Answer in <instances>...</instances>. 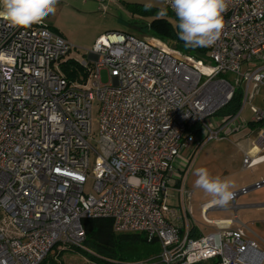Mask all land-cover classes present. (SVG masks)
Wrapping results in <instances>:
<instances>
[{"label": "built area", "instance_id": "2783aa9c", "mask_svg": "<svg viewBox=\"0 0 264 264\" xmlns=\"http://www.w3.org/2000/svg\"><path fill=\"white\" fill-rule=\"evenodd\" d=\"M223 17L220 39L201 59L175 41L102 34L87 59L76 61L74 80L61 67L73 46L46 21L13 28L0 20V264H40L55 247H80L87 217L156 239V262L138 264H264L261 241L233 227L236 218H207L225 206L204 204L202 220L212 228L193 234L192 192L186 168L177 166L196 141L222 140L246 126L243 108L264 86V0H231ZM238 88L239 110L211 126L206 120ZM249 111L258 124L257 155L244 153L243 169L264 162V107ZM88 179L93 193L84 191ZM170 188L178 209L168 207ZM261 188L264 179L235 191L228 207L235 212L240 196Z\"/></svg>", "mask_w": 264, "mask_h": 264}, {"label": "rangeland", "instance_id": "374dc122", "mask_svg": "<svg viewBox=\"0 0 264 264\" xmlns=\"http://www.w3.org/2000/svg\"><path fill=\"white\" fill-rule=\"evenodd\" d=\"M149 0H111L99 3L95 0H59L57 4V11L54 15H49L48 20L51 24V30L64 37L72 46V50L65 58V61L74 60L80 61L87 59V53L92 48L95 40L102 34L108 32H122L130 34L136 38L149 37L152 35L150 30V23L156 18L157 12L161 8H165L162 0H151L155 5L150 11L144 10V4ZM172 24L175 25V20L170 19ZM167 42V41H165ZM169 45L173 44L168 41ZM175 47V45H174ZM83 80V77L82 79ZM80 82V81H76ZM249 106L247 103L243 108V115L249 116ZM98 112L99 105L96 100L92 102V125L91 130L93 136L98 131ZM221 115H216L206 121L212 126L214 123L221 121ZM244 129V128H242ZM240 129L236 133H239ZM233 133V134H234ZM92 144L94 140L91 139ZM200 142L196 141L189 147L181 151L177 158V162L186 158L189 153L195 152L193 159L186 169L185 187L192 192V210L193 219L189 221H196L202 228H212V226L205 225L201 216V204L209 201L211 198L198 188L194 187L196 176L194 175L195 169L207 168L211 175L229 177L235 181L236 187L232 191H238L242 187L250 186L253 182L255 175L260 173L264 166H256L250 170L243 171L239 169L237 156L233 150L232 158L227 162V158L220 152L221 146L217 142H208L204 145H199ZM197 147V150H196ZM98 148V147H96ZM93 164V155L90 156V166ZM224 167L228 170L224 173ZM93 181L88 179L84 185L85 193H93ZM253 192V191H252ZM178 196L175 188L168 190L167 204L169 208L178 209ZM239 207L240 201L236 202ZM181 209V207H180ZM237 212V217L235 213ZM234 212L233 209H225L219 211H210L207 213L208 219H221V218H238V220L246 225L249 229V236L257 238L254 234H258L259 230L255 223H253L254 212L251 210L238 209ZM248 213L249 215H246ZM237 224H239L237 222ZM258 239V238H257ZM146 245H141L138 249L132 250L127 248L123 262L125 264H138L145 259H149L147 254ZM62 247H55L50 255L55 251L61 250ZM161 251L160 244L158 243V254ZM62 264H97L90 260L85 254L78 252H69L62 256Z\"/></svg>", "mask_w": 264, "mask_h": 264}, {"label": "clouds", "instance_id": "9594fccd", "mask_svg": "<svg viewBox=\"0 0 264 264\" xmlns=\"http://www.w3.org/2000/svg\"><path fill=\"white\" fill-rule=\"evenodd\" d=\"M59 0H0V20L13 28H28L41 23L57 11ZM177 18L179 39L188 48L213 46L224 29L223 14L231 0H167ZM155 5L149 0L144 10L150 11ZM158 17L167 15L161 8ZM194 187L201 189L211 199L209 203L227 206L234 198L235 181L229 177L213 176L207 168L195 169Z\"/></svg>", "mask_w": 264, "mask_h": 264}, {"label": "trees", "instance_id": "16d2710c", "mask_svg": "<svg viewBox=\"0 0 264 264\" xmlns=\"http://www.w3.org/2000/svg\"><path fill=\"white\" fill-rule=\"evenodd\" d=\"M165 8L167 9V15L163 18L156 16L150 23L151 36L167 42L175 41V47L182 52L198 59L204 58L206 53L204 47H185L184 42L179 39V30L176 27L177 18L167 7ZM170 19L175 20V25L172 24ZM61 67L69 80H74L79 73V66L74 60L62 63ZM241 104L242 91L238 88L229 103L220 109L218 114L221 116L234 115L241 107ZM81 224L85 237L80 247H62L61 250L55 251L53 255L48 254L40 264H62V256L69 252L85 254L97 264H125L123 260L127 248L130 247L135 250L141 245H146L147 254L151 257L144 261L154 263L158 258L159 242L156 239L152 238L149 240L143 233H116L113 230L111 218L87 217L82 219Z\"/></svg>", "mask_w": 264, "mask_h": 264}, {"label": "crops", "instance_id": "0c3cea01", "mask_svg": "<svg viewBox=\"0 0 264 264\" xmlns=\"http://www.w3.org/2000/svg\"><path fill=\"white\" fill-rule=\"evenodd\" d=\"M48 19L49 18L46 17L44 19V21H46L51 28L52 26L49 23ZM251 89L253 91V87ZM249 103H250V105H255L257 107H264V86H260L258 88L257 93H255L252 96L250 95V102ZM242 115H243V113H242ZM243 117H244V119H246L247 125L243 127L244 129L241 128L242 130L239 133L235 134L233 132L234 134L230 133L226 138H224L222 140L212 141V142H217L218 144H220V146H221L220 152L223 153L224 157L227 158V160H228L227 162H229V159L232 158V155H233L232 151L233 150L235 151V154L237 156L236 160L238 161L239 169H243L242 168V159H243L244 153H249L253 156L257 155V149L253 147L254 146L253 142H254L255 136L257 134L258 124L250 122V118H251L250 111H249V116L245 117L243 115ZM191 155H192V153L191 154L189 153V155L186 158H183L181 161L177 162V166L181 172L184 170V167L187 169L188 165L190 164L191 160L193 159V157ZM256 166H264V162H261V163L255 165L254 167H256ZM225 170H228V169H226L224 167V173L228 172ZM247 170H250V169H243V171H247ZM261 179H264V169H262V171L260 173H258L257 175L254 176L253 182H251V183H254L255 181H259ZM252 191L248 192L245 195L240 196L237 199L236 202L240 201V205L237 208V210L241 208L243 210H251L254 212L252 221H253V223H255L257 225L258 230H259V233L254 234V236L257 237L261 241L262 246H264V188H261L258 190H252ZM208 202L209 201L201 204V207ZM228 205L225 206L224 208L213 209L210 211H219V210L230 209L228 207ZM245 214L249 215L248 213H245ZM235 216L237 217V212L235 213ZM227 219H232V218H221V219H212V220L215 221V220H227ZM237 222L239 224H237ZM196 223L193 224V226H195V228L193 229V234H197L199 232L201 233V232H204L206 230L211 229V228L210 229L202 228L200 226V224L197 223L199 225V228H198L197 227L198 225ZM232 226L233 227L242 226V227L246 228L247 231L249 230L246 227V225L242 224L238 220V218H236V221L234 222V224ZM248 234H249V231H248Z\"/></svg>", "mask_w": 264, "mask_h": 264}]
</instances>
